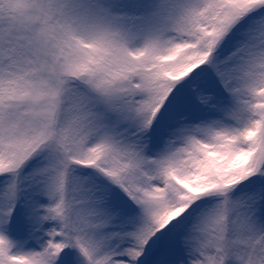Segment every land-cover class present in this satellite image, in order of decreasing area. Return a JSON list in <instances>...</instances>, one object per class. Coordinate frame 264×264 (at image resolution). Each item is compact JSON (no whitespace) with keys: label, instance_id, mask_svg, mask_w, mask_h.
<instances>
[{"label":"trees","instance_id":"16d2710c","mask_svg":"<svg viewBox=\"0 0 264 264\" xmlns=\"http://www.w3.org/2000/svg\"><path fill=\"white\" fill-rule=\"evenodd\" d=\"M218 1L168 0L160 7L161 17L146 24V33L140 40H132V46L119 47V39L113 38L114 53L110 58L124 66L127 58H130L129 62L140 57L141 61H148L146 56L153 49L151 42L156 35L163 36L156 48L159 62L172 60L173 63L166 70L167 78L157 85L161 97L169 93L170 79L195 72L186 81L192 105L187 106L184 100H169L170 108L178 112L176 107H181L177 114L181 122L177 125L166 123L162 118L166 113L151 122L153 114L165 107V101L157 99L149 112L142 110L135 118L134 126L129 128L133 132L140 125L143 132L138 137L121 138L118 149L107 159V162H112L110 167L100 164L106 172L103 177L115 185L116 193L101 189L93 191L83 182L81 187L77 185V190H73V183L60 178L45 182L36 176L33 181L16 180L17 197L13 201L5 196L8 190V181L3 182L5 172L0 174V210L5 212L0 222V264H159L167 256V252L155 255L159 242L170 244V253L173 254L180 253L186 237H190L194 244L209 245L213 232L223 233L215 225V220L222 217V207L226 211L222 218L225 224L230 211L234 217H239L238 227L233 231L234 238L254 244L255 255L250 254L247 264H264L263 209L252 212L256 204L264 203V182H259L264 172V156L259 159L261 144L264 143V116L261 114L264 107V70L263 78L243 97L246 113L232 116L226 110L209 107L210 103L205 98L212 93L208 74L212 44L215 38L219 40L227 33L217 20L215 6ZM252 1L247 0L251 5L244 18L254 16L255 10H264L261 0ZM89 5L87 0H70L63 10V18H66L63 24L57 22V13L53 14L55 25L58 28L63 25L65 31L72 34V39L80 43V49L84 53L88 50V54L95 48V41L86 38L76 28L67 29L64 24L77 21L79 17L88 19ZM133 24H137L133 28L136 33L138 20H133ZM155 25L159 31L156 28L155 32ZM255 33L264 36V22L256 26ZM239 39V36L229 37L225 44L229 47L233 43L243 46V40ZM261 49L264 57V45ZM227 51L228 48L224 53ZM224 53L219 55V59ZM157 63L141 67L142 83L158 78ZM229 65L230 62L224 59L217 64L218 78L228 91L242 77L238 74L232 82L225 81L222 75L227 76ZM180 89L175 88L172 95L179 96L182 93ZM134 98L135 108H139V102L142 104L148 100L144 92L131 97ZM211 103L216 105L217 101L213 99ZM185 109L192 112L191 120L188 115H183ZM151 124H154L153 132ZM148 125L150 131L147 132ZM92 137L95 138L96 134ZM185 138H190V147L181 167H161L155 173L147 171L149 158L155 157L156 160L160 148L167 147L169 140L178 139L179 144H184ZM89 141L91 146L87 152H81L86 159L101 144L93 139ZM87 146L89 144L85 143ZM137 152L140 153L139 158ZM6 158L5 148H0V167ZM153 174L155 185L150 180ZM224 188L226 192L237 189L232 197H244L242 205L230 209L222 197ZM121 200L136 209L147 202L148 211L136 221H125L119 208ZM63 211L66 220L58 218ZM25 229L35 230V233L20 248V243L14 244L9 233L21 234ZM214 246L225 250L221 244ZM240 248L236 247L233 252L239 253ZM205 253L215 255L211 250ZM148 254L151 256L146 259ZM222 254L227 257L225 251ZM186 261L180 254L172 264H188Z\"/></svg>","mask_w":264,"mask_h":264},{"label":"rangeland","instance_id":"374dc122","mask_svg":"<svg viewBox=\"0 0 264 264\" xmlns=\"http://www.w3.org/2000/svg\"><path fill=\"white\" fill-rule=\"evenodd\" d=\"M69 1L0 0V148H5L7 156L6 162L0 167V174L5 172L3 182L8 181L5 196L13 201L17 197L16 180L33 181L36 176L45 182L60 178L66 183H73V190H77V185L81 187L83 182L93 191L101 189L116 193L115 185L103 177L106 172L100 164L110 167L112 162H107V159L118 149L121 138L138 137L143 132L144 128L140 125L133 132L129 131L139 113L142 110L149 112L160 99L165 101V107L153 114L150 121H156L159 115L166 113V117H162L165 122L177 125L182 121L177 116L181 107H176L178 112L170 108L169 100H184L187 106L192 105L186 81L195 72L170 79L172 86L167 95L161 97V91H157L158 83L167 78L166 70L173 63L172 60L159 62L156 48L162 35H156L151 42L153 49L146 56V62L141 61V57L133 62L127 58L126 65L120 66L119 62H113L110 58L114 53L113 38L119 39V47L132 46V40L138 41L146 33L145 25L161 17L160 7L168 0H87L91 4L87 7L89 18L79 17L77 21H68L64 25L67 29H78L86 38L95 41L96 46L89 54L88 50L84 53L80 49V43L72 39V34L65 31L63 25L58 28L54 23L53 14L56 12L57 22L63 24V19H66L63 18V10ZM261 1L264 6V0ZM250 5L247 0H219L215 6L217 20L227 33L219 40L215 38L212 44L208 62L212 93L205 100L210 103L209 107L226 110L232 116L246 113L243 97L263 78L264 57L261 47L264 45V36L257 35L255 29L264 22V10H255L254 16L244 18ZM135 19L139 23L135 27L136 33L133 31L134 25H137L133 24ZM156 28L158 26L155 25V32ZM237 34L241 36L243 46L234 44L229 49L225 39ZM227 48L228 51L224 53ZM223 59L230 62L227 76L222 75L225 81L230 83L238 74L242 76L230 91L221 85L217 75V64ZM155 62H158L155 70L159 79L142 83L141 67ZM177 87H181L182 93L179 96L172 95ZM143 92L148 100L142 104L139 102V108H135L136 100L131 97ZM213 99L217 101L216 105L211 103ZM261 114L264 116V107ZM183 115H188L191 120L193 114L185 109ZM159 122L164 127L162 121ZM153 130L154 124H151V132ZM90 134H96V139L92 135L88 139ZM92 138L101 144L86 159L81 152H87ZM189 141L190 138H185V143L179 144L178 139L169 140L167 147L160 148L156 160L155 157L149 158L151 161L146 165L147 171L155 173L161 167H181L186 161ZM85 143L89 146L85 147ZM136 154L139 158L140 153ZM263 156L264 143L261 144L259 159ZM152 176L151 179L155 180V174ZM259 182H264V172ZM222 191V197L230 209L242 205L244 197H232L237 189L226 192L224 188ZM147 204L144 202L142 208L136 209L121 200L119 208L124 220L133 222L148 211ZM261 208L264 217V203L256 204L252 212L260 211ZM225 213L222 207V217L215 220V225L223 233L213 232L209 245L200 242L194 244L190 237L185 238L179 252L188 264H218L219 261L220 264H247L250 254L255 255L254 244L239 242L234 238L233 231L238 227L239 217H234L230 211L225 224L222 221ZM4 214L0 210V222ZM58 218L66 220L65 212L59 214ZM34 233L35 230L25 229L21 234H14L13 231L9 234L13 243L19 242L21 248ZM218 244L224 247L226 258L223 251L214 246ZM240 246V252L234 253L236 247ZM207 250L214 251L215 255H207ZM170 251L169 244L159 242L155 247V255ZM150 256L148 254L146 259ZM172 257L174 254L164 258L165 264H169Z\"/></svg>","mask_w":264,"mask_h":264}]
</instances>
